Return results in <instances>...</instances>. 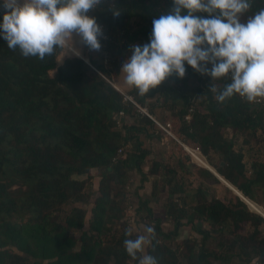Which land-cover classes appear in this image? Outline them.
I'll return each mask as SVG.
<instances>
[{
	"label": "trees",
	"instance_id": "16d2710c",
	"mask_svg": "<svg viewBox=\"0 0 264 264\" xmlns=\"http://www.w3.org/2000/svg\"><path fill=\"white\" fill-rule=\"evenodd\" d=\"M113 4L121 10L118 17L109 10ZM250 5L242 23L264 9V0H250ZM172 7L173 0H105L88 15L104 26L106 39H99L106 61L89 57V63L111 80L119 57L131 56L133 44L149 43L153 20ZM4 13L0 8V23ZM61 52L43 60L24 57L0 36V264H138L123 243L130 227L123 221L125 189L132 170L145 177L142 167L150 151L140 135L154 136L149 131L158 108L177 118L179 140L199 149L224 181L264 210V162L259 160L264 98L249 103L237 94L221 104L211 89H222L230 77L213 80L185 62L183 78L174 74L144 96L132 88L130 101L80 58L58 66ZM227 132L244 137L249 149L238 138H226ZM177 154L178 166L184 169V159L186 173L197 172L201 183L194 190L172 186L178 170L153 162L148 173L155 176L153 187L165 183L167 204L162 219L145 207V227L155 231L146 254L158 264H264V218L237 195L209 196L205 182L219 183L217 176L190 165L178 146ZM92 170H100L96 191L89 182ZM161 221L172 230L165 231ZM187 225L200 236L198 241L176 240Z\"/></svg>",
	"mask_w": 264,
	"mask_h": 264
},
{
	"label": "clouds",
	"instance_id": "9594fccd",
	"mask_svg": "<svg viewBox=\"0 0 264 264\" xmlns=\"http://www.w3.org/2000/svg\"><path fill=\"white\" fill-rule=\"evenodd\" d=\"M105 0H3L5 9L0 36L9 49L20 50L24 57L43 60L59 49L81 57L79 43L99 51L103 29L89 16ZM250 0H173L169 14L153 20L150 42L133 44L132 55L121 68L124 83L144 96L172 75L183 78L185 62L213 80L230 77L231 83L218 90L215 99L223 104L234 95L249 103L264 98V9L241 19L250 8ZM109 10L115 17L121 10L114 4ZM208 13L198 17L196 13ZM62 57V59H63ZM212 68L207 67L208 64ZM124 248L138 264H158L146 254L155 231L151 226L144 234L133 237V228L125 230Z\"/></svg>",
	"mask_w": 264,
	"mask_h": 264
},
{
	"label": "rangeland",
	"instance_id": "374dc122",
	"mask_svg": "<svg viewBox=\"0 0 264 264\" xmlns=\"http://www.w3.org/2000/svg\"><path fill=\"white\" fill-rule=\"evenodd\" d=\"M74 40L76 41V47L80 48L81 53H82L81 56H83L84 59L88 60L89 62V57H91V58H94L98 63L104 64L100 50L99 51L90 50L85 45L80 44L79 43L80 38L78 36H75V34H74ZM63 55L64 53L61 52V54L59 55L57 59L58 66H61L63 62H65L66 59L71 58V57H76L71 52H69L64 57ZM129 57L130 56L119 57V61H122V64L120 66L117 65L116 66L117 69H114V71L117 72L116 74L114 73L110 74V78H111L110 81L112 83L111 84L112 86L116 87L119 85L118 90L122 94H125L124 96H127L130 98V100H132V97L129 95L130 94L129 92L132 90V88H129V90H127L128 87H126L124 84H122L118 80L121 75L120 73H121L122 65L125 63V61ZM94 73L97 74L96 72ZM55 74H56V70H52L49 72V75L51 77H54ZM148 102L152 103L153 100L150 99ZM136 108L139 111L143 110L144 111L143 114L147 113L146 107H140L137 105ZM125 119H126L125 121H128V122L130 121L127 117ZM152 119L155 122V127H154V130H150L149 132L150 133L153 132L154 136L148 139L144 135H140L143 148L150 151V153L145 158V162L142 167L145 177H143V175L141 173H138L136 170H132L130 172V177H129V180L127 182V186L125 189L126 212H125L123 221L128 223L129 226L133 228V233H136L138 235L144 234L145 223L143 220L146 216L145 207L149 209L155 216L162 219V215H164V210L167 204L166 192L162 190V188H164L165 183H163V185L159 186L158 188L153 187V179L155 178V176H151L148 173L149 170H151V166L153 165V162L162 161V162L168 163V165L178 170V175L173 180L171 184L172 186L175 184L177 185L184 184L185 186H187L186 188L188 190H194L201 183V178L199 177V174L197 172L193 171L192 173H186L187 164L184 159H182L183 162H181V164L183 165V167L185 166L186 169L185 167L183 169L178 166V159L180 158L179 155L181 154L179 155L177 154V146L180 147L183 150V152H184L183 147H187V148L189 147L185 145L184 142L178 139L179 136L177 132L179 129V122L177 118L171 115L168 110H163L162 108H158L156 110V115L152 117ZM186 119L189 120V117ZM226 138H229V139L238 138L237 140L239 144L242 145L245 150L249 149V146L243 144L244 137H241V136L236 137L233 133L227 132ZM182 155L183 157H186L185 154L182 153ZM205 159L207 162L205 166L207 167H204L201 165L198 166L194 164L191 160H189L190 165H193L194 167L201 168L204 170H210L211 172L215 171V173H217L216 166H213L209 162V159L207 158ZM245 159H248V158L246 157ZM259 160L261 162H264V150L260 154ZM218 163H219V159H215L214 164H218ZM246 169L248 170V174H249L251 172L249 164H247ZM91 172H92V178L89 180V182L92 183V188L96 191L98 189V184H99L98 182L100 181V170H92ZM77 177L84 179V178H87V175H79ZM144 178H146V180ZM218 180H219V183L205 182V187L209 186L210 188L209 196H213L215 198H227L228 199L230 196L236 195L234 190L232 188H229V186L227 185L228 184L227 182L226 184L224 181L220 180L219 178ZM174 198H176L174 199L175 201H178L177 195H175ZM245 200L246 201L244 202L248 205V207L252 211L256 212L257 214L258 212L264 214V210L260 204L252 202L248 199H245ZM145 201L147 202L146 204H145ZM254 203L256 205H254ZM88 207L91 208V206H88ZM161 222H162L163 229L165 231L172 230V226L170 225L168 221H161ZM179 232L180 234H179V237L176 239L177 241H181L186 238L196 239L197 241L200 239V236L197 235L188 225L182 227L179 230ZM147 247L148 246H146V249ZM210 248L211 249L214 248L213 243L210 244ZM212 264H220V263L218 261H215ZM229 264H237V263L231 262Z\"/></svg>",
	"mask_w": 264,
	"mask_h": 264
},
{
	"label": "built area",
	"instance_id": "2783aa9c",
	"mask_svg": "<svg viewBox=\"0 0 264 264\" xmlns=\"http://www.w3.org/2000/svg\"><path fill=\"white\" fill-rule=\"evenodd\" d=\"M101 27H102V29H103V31H104V26L103 25H100ZM100 38H102V39H106V36L104 35V33H103V36H101ZM106 61V58H105V60H104V62ZM105 78V77H104ZM106 79V78H105ZM107 80V79H106ZM107 81H109L110 82V80H107ZM110 84H112L111 82H110ZM125 95V94H124ZM125 99H127V100H130V98L129 97H127V96H125ZM131 101V100H130ZM143 113H144V111L143 110H141ZM183 149H184V152L188 155V157L190 158V160L194 163V164H196V165H201V166H204L205 167V164L207 163L206 162V159L202 156V154H201V152H200V150L199 149H197V148H194V149H191V148H187V147H183Z\"/></svg>",
	"mask_w": 264,
	"mask_h": 264
},
{
	"label": "water",
	"instance_id": "95a60500",
	"mask_svg": "<svg viewBox=\"0 0 264 264\" xmlns=\"http://www.w3.org/2000/svg\"><path fill=\"white\" fill-rule=\"evenodd\" d=\"M77 57V56H76ZM77 58H80L81 60H83L84 61V63L85 64H87L89 67H90V69H92V71H94V72H96L99 76H101L103 79H105L101 74H100V72H98L89 62H88V60H86V59H84L83 58V56H81V57H77ZM122 64V61H118V63H117V65H121ZM106 80V79H105ZM107 81V80H106ZM107 82H109V81H107ZM112 86V85H111ZM113 88H115L117 91H119L115 86H112ZM120 92V91H119ZM147 115V114H146ZM148 116V115H147ZM213 172V171H212ZM220 180H222V181H224L220 176H219V174L218 173H215V172H213ZM224 182H226V181H224ZM229 188H231L230 186H229ZM235 192V191H234ZM236 193V195L238 196V197H240L243 201H246L245 199L246 198H244L241 194H238L237 192H235ZM258 214L259 215H261L263 218H264V214L263 213H260V212H258Z\"/></svg>",
	"mask_w": 264,
	"mask_h": 264
},
{
	"label": "crops",
	"instance_id": "0c3cea01",
	"mask_svg": "<svg viewBox=\"0 0 264 264\" xmlns=\"http://www.w3.org/2000/svg\"><path fill=\"white\" fill-rule=\"evenodd\" d=\"M119 82H121L122 84H124L126 87H128L125 83H124V80H123V77H122V75H120V77H119ZM127 90H129V87L127 88Z\"/></svg>",
	"mask_w": 264,
	"mask_h": 264
},
{
	"label": "bare ground",
	"instance_id": "6f19581e",
	"mask_svg": "<svg viewBox=\"0 0 264 264\" xmlns=\"http://www.w3.org/2000/svg\"><path fill=\"white\" fill-rule=\"evenodd\" d=\"M119 86V85H118ZM118 86H116V88L117 89H119V87ZM205 167H207V166H205ZM211 169V168H210ZM215 172V171H214ZM226 183V182H225ZM227 184V183H226ZM228 186H230L229 184H227ZM235 192H237V190L235 189V188H233L232 186H230ZM238 194H240L239 192H237ZM248 201V200H247ZM254 205H256L255 203H254ZM255 207V206H254ZM258 210V209H257Z\"/></svg>",
	"mask_w": 264,
	"mask_h": 264
}]
</instances>
